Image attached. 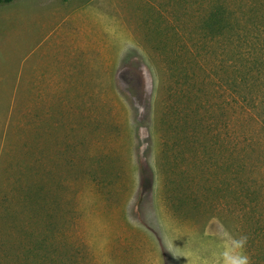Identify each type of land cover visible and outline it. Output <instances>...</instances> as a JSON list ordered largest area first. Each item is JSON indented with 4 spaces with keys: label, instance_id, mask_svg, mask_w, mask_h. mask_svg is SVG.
I'll list each match as a JSON object with an SVG mask.
<instances>
[{
    "label": "rangeland",
    "instance_id": "obj_1",
    "mask_svg": "<svg viewBox=\"0 0 264 264\" xmlns=\"http://www.w3.org/2000/svg\"><path fill=\"white\" fill-rule=\"evenodd\" d=\"M239 255L264 264V0L0 5V264Z\"/></svg>",
    "mask_w": 264,
    "mask_h": 264
},
{
    "label": "clouds",
    "instance_id": "obj_2",
    "mask_svg": "<svg viewBox=\"0 0 264 264\" xmlns=\"http://www.w3.org/2000/svg\"><path fill=\"white\" fill-rule=\"evenodd\" d=\"M234 244L237 249H243L246 244V238L234 241ZM232 264H249V258L246 255H239L232 260Z\"/></svg>",
    "mask_w": 264,
    "mask_h": 264
},
{
    "label": "trees",
    "instance_id": "obj_3",
    "mask_svg": "<svg viewBox=\"0 0 264 264\" xmlns=\"http://www.w3.org/2000/svg\"><path fill=\"white\" fill-rule=\"evenodd\" d=\"M13 1H15V0H0V5H2V4H8V3H11V2H13ZM64 1H69V0H64Z\"/></svg>",
    "mask_w": 264,
    "mask_h": 264
}]
</instances>
